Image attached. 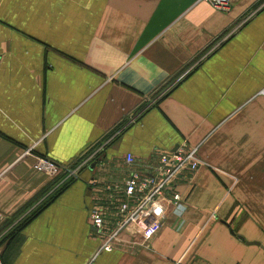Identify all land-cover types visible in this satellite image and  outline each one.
I'll list each match as a JSON object with an SVG mask.
<instances>
[{
	"label": "crops",
	"instance_id": "0c3cea01",
	"mask_svg": "<svg viewBox=\"0 0 264 264\" xmlns=\"http://www.w3.org/2000/svg\"><path fill=\"white\" fill-rule=\"evenodd\" d=\"M226 2L0 0L2 264H264V0ZM185 140L184 215L102 249L94 185Z\"/></svg>",
	"mask_w": 264,
	"mask_h": 264
},
{
	"label": "built area",
	"instance_id": "2783aa9c",
	"mask_svg": "<svg viewBox=\"0 0 264 264\" xmlns=\"http://www.w3.org/2000/svg\"><path fill=\"white\" fill-rule=\"evenodd\" d=\"M206 1L220 8L227 4L226 0ZM1 58L0 50V61ZM171 87L165 88L150 105L147 104L136 112L130 123L136 121L143 111L155 104ZM96 154L98 152L90 159ZM125 161L132 169L122 183L110 181L102 186L94 185L99 198L97 206L91 208L90 216L92 226L102 237L101 248L106 250L114 248L123 234L133 226L140 225L148 212L155 207H168L174 213L183 216L187 205L178 187L182 181L191 179L204 163L199 148L186 140L173 151L160 152L155 161L146 162L142 167H134L136 158L132 153L126 155ZM78 170L80 167L69 171L66 179L77 177Z\"/></svg>",
	"mask_w": 264,
	"mask_h": 264
},
{
	"label": "trees",
	"instance_id": "16d2710c",
	"mask_svg": "<svg viewBox=\"0 0 264 264\" xmlns=\"http://www.w3.org/2000/svg\"><path fill=\"white\" fill-rule=\"evenodd\" d=\"M76 166H78V164H77V165H73V166L70 167V168H63L64 173L61 174V176L58 178L57 181L59 182L60 180H62V177H65L66 175H68L69 171H71L72 169L76 168ZM77 177H78V176H77ZM77 177H72V178H70L69 180H67V183H62V187L59 188L57 191H55L54 197H56V195H57L60 191H62L63 189H65L69 184H71L72 182H74L75 179H76ZM24 224H25V223H23L22 225H24ZM22 225H21V226H22ZM4 228H5V226L2 227L0 230H3Z\"/></svg>",
	"mask_w": 264,
	"mask_h": 264
},
{
	"label": "rangeland",
	"instance_id": "374dc122",
	"mask_svg": "<svg viewBox=\"0 0 264 264\" xmlns=\"http://www.w3.org/2000/svg\"><path fill=\"white\" fill-rule=\"evenodd\" d=\"M77 167H80V170H78V175H77V176H79V175L81 174V171H82V163H80L78 166H76V168H77ZM76 168H74V169H76ZM74 169H73V170H74ZM59 176H60V175H59ZM59 176H58V177H59ZM64 180H65V181H63V182H64V183H67V179H64ZM68 180H69V179H68ZM63 182H62V183H63ZM57 183H58V181L56 180V181H55V185H57ZM59 186H61V185L59 184V185L56 186L55 191L58 190Z\"/></svg>",
	"mask_w": 264,
	"mask_h": 264
}]
</instances>
